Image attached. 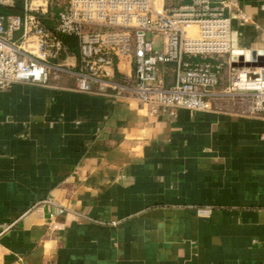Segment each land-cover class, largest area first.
<instances>
[{
  "label": "crops",
  "instance_id": "crops-1",
  "mask_svg": "<svg viewBox=\"0 0 264 264\" xmlns=\"http://www.w3.org/2000/svg\"><path fill=\"white\" fill-rule=\"evenodd\" d=\"M232 1L235 46L261 48L264 0ZM75 84L0 90V264H264V116L219 99L171 117Z\"/></svg>",
  "mask_w": 264,
  "mask_h": 264
},
{
  "label": "built area",
  "instance_id": "built-area-1",
  "mask_svg": "<svg viewBox=\"0 0 264 264\" xmlns=\"http://www.w3.org/2000/svg\"><path fill=\"white\" fill-rule=\"evenodd\" d=\"M232 0H0V90L15 83L48 86L62 76L76 91L114 102L137 99L175 117L226 99L264 116V42L235 46ZM243 22L249 17L240 12ZM52 22L53 28L47 25ZM65 37L76 40L70 52ZM225 58L226 60H220ZM247 63H251L247 65ZM131 65L133 72L124 73ZM225 66L228 83L219 88ZM162 67L175 81L167 84Z\"/></svg>",
  "mask_w": 264,
  "mask_h": 264
},
{
  "label": "trees",
  "instance_id": "trees-1",
  "mask_svg": "<svg viewBox=\"0 0 264 264\" xmlns=\"http://www.w3.org/2000/svg\"><path fill=\"white\" fill-rule=\"evenodd\" d=\"M0 11L1 12H5V13H8V12H20L21 11V6L18 5L16 8H10V7L0 6ZM47 25L50 28H53L52 22H50L48 20H47ZM65 40H66V43L69 46L70 52L78 53V47H77L76 40L74 38H71V37H65Z\"/></svg>",
  "mask_w": 264,
  "mask_h": 264
},
{
  "label": "water",
  "instance_id": "water-1",
  "mask_svg": "<svg viewBox=\"0 0 264 264\" xmlns=\"http://www.w3.org/2000/svg\"><path fill=\"white\" fill-rule=\"evenodd\" d=\"M251 63H247V65H250ZM264 64V61L263 59L261 58L260 61L258 63H254V65H263Z\"/></svg>",
  "mask_w": 264,
  "mask_h": 264
},
{
  "label": "rangeland",
  "instance_id": "rangeland-1",
  "mask_svg": "<svg viewBox=\"0 0 264 264\" xmlns=\"http://www.w3.org/2000/svg\"><path fill=\"white\" fill-rule=\"evenodd\" d=\"M60 1V3H62L64 0H59Z\"/></svg>",
  "mask_w": 264,
  "mask_h": 264
}]
</instances>
